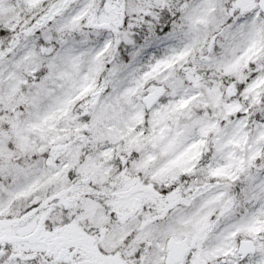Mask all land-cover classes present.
Instances as JSON below:
<instances>
[{
    "label": "snow or ice",
    "instance_id": "1",
    "mask_svg": "<svg viewBox=\"0 0 264 264\" xmlns=\"http://www.w3.org/2000/svg\"><path fill=\"white\" fill-rule=\"evenodd\" d=\"M0 264H264V0H0Z\"/></svg>",
    "mask_w": 264,
    "mask_h": 264
}]
</instances>
